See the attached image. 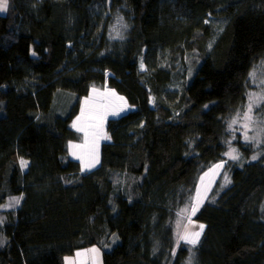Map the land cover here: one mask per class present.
<instances>
[{
	"label": "trees",
	"instance_id": "trees-1",
	"mask_svg": "<svg viewBox=\"0 0 264 264\" xmlns=\"http://www.w3.org/2000/svg\"><path fill=\"white\" fill-rule=\"evenodd\" d=\"M121 28L124 57L108 54ZM263 60L264 0H9L0 264H65L91 247L104 264H264V157L245 143L234 144L230 183L194 217L205 226L198 244L177 247L170 226L200 176L226 160V121ZM107 87L132 110L107 121L100 165L82 172L73 123L82 99Z\"/></svg>",
	"mask_w": 264,
	"mask_h": 264
},
{
	"label": "rangeland",
	"instance_id": "rangeland-1",
	"mask_svg": "<svg viewBox=\"0 0 264 264\" xmlns=\"http://www.w3.org/2000/svg\"><path fill=\"white\" fill-rule=\"evenodd\" d=\"M5 15L6 13H0V34L4 30ZM131 51V44L125 40L124 28H121L119 32L112 33L111 41L108 45V54L124 57L129 56ZM140 68L143 72H147L144 63L141 62ZM250 97L252 98L251 113L248 112ZM262 97H264V60L255 65L250 75L249 88L244 103H242L239 108L234 110L230 114V118L226 121L225 136L228 137V146L229 143L231 145L228 153L234 148L235 143H245L248 146H252L255 153L257 152L255 156L256 159H260V156L264 157V99H258ZM130 110L132 109L128 106V104L123 101V99H121L116 92L108 87L102 90H91L89 95L82 99L80 112L74 122L76 127H73L74 130L81 136V140L73 142L70 145V157L73 161H76L81 165L82 172H89L100 165L101 146L104 142L109 141V137L106 132L107 121L109 119L119 117ZM113 112L118 114L113 115ZM246 115H249L251 119H245ZM245 133L250 139H245ZM74 145L77 147H73ZM236 154H238L237 149ZM77 156L82 157V159H77ZM240 160V157L238 160H232L227 155L225 161L213 165L200 176L193 204L187 207V212L182 213L181 211H177L176 219L170 224L171 228L174 230L175 239H177V247H179L182 243L187 244L180 238L185 234V231L189 234L200 231L199 225L201 224L194 221L197 211L212 197V192L219 183H226L224 177H228L227 168H230L227 165L230 162L233 164L238 163ZM22 161L26 162V166L22 164ZM93 161H95L94 166L90 168L86 166ZM220 164H222L223 167L217 168L216 165ZM20 165L23 172H27L30 162L21 159ZM197 192H199V199L202 202L195 214L192 215L191 208L197 203ZM16 199L17 198L10 199L6 202L2 206L1 211L6 212L8 210L18 208L21 199H19L18 204L14 203ZM189 218L191 223H189ZM0 223H2L1 219ZM204 229L199 237V240L204 232ZM3 242L4 239L2 238V240H0V246ZM116 243H118V240L115 242V245ZM115 245L108 247L107 250H112Z\"/></svg>",
	"mask_w": 264,
	"mask_h": 264
},
{
	"label": "snow or ice",
	"instance_id": "snow-or-ice-1",
	"mask_svg": "<svg viewBox=\"0 0 264 264\" xmlns=\"http://www.w3.org/2000/svg\"><path fill=\"white\" fill-rule=\"evenodd\" d=\"M8 7H9V0H0V13H6L7 11H8ZM143 66V65H142ZM122 99V98H121ZM258 99H264V97H262V98H258ZM251 100H252V98L250 97V103H249V107H248V112L249 113H251V111H252V102H251ZM113 115H117L118 113H116V112H113L112 113ZM79 119V118H78ZM245 119H251V117L249 116V115H246L245 116ZM73 127H76V124L74 123L73 124ZM78 130H82V129H78ZM245 139L247 140V139H250L248 136H247V134L245 133ZM73 147H77V146H73ZM74 155H75V153H74ZM226 155H228L229 156V158L230 159H232V160H238L239 159V155L238 154H236V149L235 148H233V149H231V151L229 152V153H227ZM77 159H82V157H80V156H77ZM253 159H255V157H253ZM94 163H95V161H93L92 163H89L88 165H86L87 167H92V166H94ZM22 164L24 165V166H26V162H23L22 161ZM216 167L217 168H220V167H223V165L222 164H220V165H216ZM224 179L226 180V181H228V177L227 176H225L224 177ZM229 183H230V181H228ZM199 196H200V194H199V192H197V203L196 204H194L193 206H192V208H191V214L192 215H194L195 214V212L198 210V208H199V205H200V203L202 202L200 199H199ZM19 199H22V198H17L15 201H14V203H16V204H18L19 203ZM188 211V209L186 208V209H182L181 210V212L183 213V212H187ZM189 223H191V220H190V218H189ZM199 228H200V231H196V232H192V233H188L187 231H185V234L183 235V236H181L180 238L181 239H183L187 244H190V245H192L193 247L198 243V241H199V237H200V235H201V233H202V231H203V229H204V225H199ZM92 251H97V250H95V249H93ZM67 259V258H66Z\"/></svg>",
	"mask_w": 264,
	"mask_h": 264
},
{
	"label": "crops",
	"instance_id": "crops-1",
	"mask_svg": "<svg viewBox=\"0 0 264 264\" xmlns=\"http://www.w3.org/2000/svg\"><path fill=\"white\" fill-rule=\"evenodd\" d=\"M93 249L97 251H92ZM65 264H104L103 253L99 248H89L65 258Z\"/></svg>",
	"mask_w": 264,
	"mask_h": 264
}]
</instances>
